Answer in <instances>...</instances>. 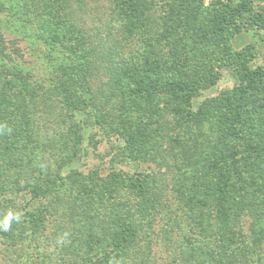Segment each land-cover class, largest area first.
I'll return each instance as SVG.
<instances>
[{"label": "rangeland", "instance_id": "374dc122", "mask_svg": "<svg viewBox=\"0 0 264 264\" xmlns=\"http://www.w3.org/2000/svg\"><path fill=\"white\" fill-rule=\"evenodd\" d=\"M68 1L63 5L70 7L71 16L63 21V0H0V29L14 57L5 60L23 72L35 91L30 104L40 102L36 111L28 109L39 118V130L27 126V135L40 140L39 146L31 139L25 149L30 137L21 123L15 122L9 135H0V207L10 225L7 230L0 226V264H244L248 259L264 264V222L258 211H249L253 205L242 210L231 229L235 249L224 238L226 222L221 216H198L196 207L192 213L177 212L181 204L168 196L162 201L154 197L156 206L147 204L142 214L132 194H118L116 189L124 182L132 193L136 180L148 195V188L157 185L153 177L164 173L148 144L128 143L133 138L128 135L148 122L143 118L152 115V127L157 126V103L134 98L136 86L120 72L132 63L135 71L140 68L134 58L148 53L146 40L165 43L161 35L174 28L170 13L183 18L191 8L193 18L187 15L175 28V43L190 55H195V46L200 56L202 89L193 109L207 103L223 118L240 109L248 131L262 137L263 144L264 83L262 91L250 87L246 93L238 74L242 67L229 62L246 55L250 69L264 70V30L240 17L236 25L197 47L193 41L200 28H208L217 13L229 18L227 9L235 6L234 0H143L150 10L147 20L138 22L144 27L139 25L134 33L127 31L129 23L112 0ZM250 1L264 20V0ZM184 19L194 23L186 25ZM171 128L170 121L162 141L173 147ZM106 188L120 195L119 203L110 199ZM171 206L174 210L166 213ZM122 216L134 217L142 237L140 250L130 259L108 253L113 236L122 231ZM173 218L188 223L172 225Z\"/></svg>", "mask_w": 264, "mask_h": 264}, {"label": "trees", "instance_id": "16d2710c", "mask_svg": "<svg viewBox=\"0 0 264 264\" xmlns=\"http://www.w3.org/2000/svg\"><path fill=\"white\" fill-rule=\"evenodd\" d=\"M67 1L63 0L62 2V8H65L64 13L62 12L63 21L70 20L69 17L71 16V12L68 11L70 7L63 5ZM234 1L235 6H229L227 9L230 14L229 18L221 19L217 13L208 28H200L197 41L194 40L193 44L198 47L202 42L210 41V36L215 37L222 34L230 25H236L240 17H244L252 27L264 30V20L260 14L254 11L250 0ZM112 3L125 23H129L128 32L134 33L140 28L139 25L144 27L142 23L138 22L147 20L146 12L150 9L147 8L148 6L143 0H112ZM182 5L184 6L183 3ZM188 11L186 14L189 19H192L190 7ZM50 17L52 18L51 15ZM183 18L171 12L170 24L174 28L171 29L173 32L168 31L161 35L165 43L159 39L146 40L148 53L141 55V57L137 55L134 58L141 63L140 68L135 71L132 63L130 68L123 67L121 69L120 73L136 86V89L131 91L134 98L156 101V109L158 110V119L157 122H154L157 126L152 127V115L143 118V120L148 121L146 124L150 125L151 131H148V126L143 124V128L137 129L135 134L128 135V138L133 137L129 139L128 143L133 145L139 141L140 145L148 144L152 155L156 158L159 157V165L164 173L161 172L160 175L153 177L156 179L157 185L155 189L148 188L147 194L151 195L150 197L145 194L143 187L136 180H132L131 185H134L132 193L124 182L117 185L118 182L116 189H118V194L122 191L125 193L126 190L129 196L132 194L131 197L137 199L138 205L136 207L142 214V207L146 206L147 208V204H152L154 207L157 204L153 200L154 197L158 201H162L168 196L175 198L181 204V206L176 207L177 212L189 210L192 213L196 207L198 208V216L204 217L209 216V214L221 216V219L226 222L223 223L226 228L224 238L227 243L234 244V248L237 249L236 240L231 236V229L237 226V216L242 213V210L253 205L249 211H258L256 212L258 218L264 222V144L262 137H255L253 132L248 131L247 120L242 119L243 114L240 109L230 113L225 118L220 117L217 111L209 109L207 103L202 104L198 110L193 109V99L202 89L199 82L201 78L199 65L201 62L195 46L191 48L195 51V55H190L184 47L182 49L178 43H175V38L178 35L175 28H178V24ZM183 21L189 26L194 23L188 24L185 19ZM152 29L148 27L147 32ZM187 31H189L188 34H193V37H196L190 30H186V33ZM7 51L5 36L0 29V135L2 133L9 135L10 129L14 130L16 123H21L24 126L26 137H30L24 144L25 149L29 147L31 139L33 143L39 146L40 140L27 135L29 133L27 126L33 125L39 130L40 125L37 124L38 121L40 122L39 118L36 119L31 116L34 111L30 113L28 109L31 108L36 111L40 102L30 104V98L33 97L32 94H35V91L32 92L30 83L22 71L8 66L5 59L8 57L11 61L14 57L12 52L9 54ZM231 59L229 63L232 66L242 67L238 74L241 78V86H246L243 88L245 92L247 93L250 87L253 91H262L263 68L250 69L246 55L243 57L238 55L234 58L231 57ZM193 67L194 69L191 70ZM174 74H176V78H173ZM73 94L75 93L73 92ZM73 94L70 93V96ZM77 109L74 108L75 111ZM25 113L30 119L23 115ZM126 115L128 116V114ZM168 116L171 118H166ZM160 120L162 122H159ZM170 121L172 122V141H175L173 147L166 146L162 141L166 129H169ZM246 135L251 136V138L249 139ZM244 144L245 148H241V145ZM133 147L130 148L131 152L135 149ZM137 157L140 159L141 156ZM114 178L119 180L118 177ZM140 178L142 177L138 176L136 179ZM169 186L171 187L169 188ZM168 190H172L171 194L165 195ZM106 192L112 195L110 199L116 203L120 202V195L116 194L114 190L106 188ZM0 206L2 205L0 204ZM172 209L174 210V206H171L166 213H171ZM33 213L35 214V209ZM145 217L147 218L148 215ZM164 217L167 215L165 214ZM5 219L8 218L4 212H1L0 207V226L3 225ZM178 219L177 221L182 225L188 223L186 219ZM177 221L176 218L170 220L172 225ZM121 224L122 231L113 236L112 248L108 253H110L109 256L130 259L133 251L140 250L141 247L140 240L142 237L138 232L140 227L134 223V217L130 216H122ZM65 238L68 242L69 238ZM234 248L231 252L235 251ZM238 251L240 250L238 249ZM250 254L251 252H248L247 256L249 257ZM238 255L236 254V257ZM244 264H251L250 260L248 259Z\"/></svg>", "mask_w": 264, "mask_h": 264}, {"label": "clouds", "instance_id": "9594fccd", "mask_svg": "<svg viewBox=\"0 0 264 264\" xmlns=\"http://www.w3.org/2000/svg\"><path fill=\"white\" fill-rule=\"evenodd\" d=\"M10 217H11V214H10ZM10 217H9V218H10ZM16 219L18 220L19 217H16ZM9 226H10V225H9V219H5V221L3 222V227H4V229L7 230Z\"/></svg>", "mask_w": 264, "mask_h": 264}]
</instances>
